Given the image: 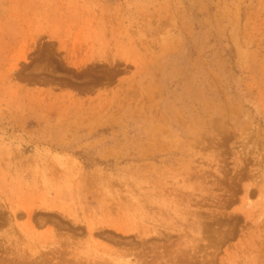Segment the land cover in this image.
<instances>
[{
	"label": "rangeland",
	"instance_id": "1",
	"mask_svg": "<svg viewBox=\"0 0 264 264\" xmlns=\"http://www.w3.org/2000/svg\"><path fill=\"white\" fill-rule=\"evenodd\" d=\"M0 264H264V0H0Z\"/></svg>",
	"mask_w": 264,
	"mask_h": 264
}]
</instances>
